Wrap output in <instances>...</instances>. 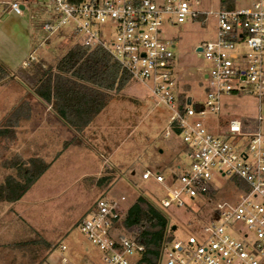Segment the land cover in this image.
I'll return each instance as SVG.
<instances>
[{
	"label": "built area",
	"instance_id": "2783aa9c",
	"mask_svg": "<svg viewBox=\"0 0 264 264\" xmlns=\"http://www.w3.org/2000/svg\"><path fill=\"white\" fill-rule=\"evenodd\" d=\"M34 2L48 16L41 25L47 38L63 34L78 37L77 44L88 50L102 49L173 113L166 136L179 129L189 163L169 174L145 170L142 179L166 190L157 203L165 212L187 207L188 201L212 210L197 233L165 241L158 264H264V134L260 127L248 132L240 120L222 117L224 96L264 95V0L217 12L198 11V0ZM27 10L18 1L0 0V22ZM210 16L216 19L214 38L197 51L210 65L206 97L186 95L181 105L175 46L164 38V27ZM31 61L37 59L30 57L25 67ZM126 211L125 196L101 198L82 221L80 229L103 264H143L147 257L144 245L121 226Z\"/></svg>",
	"mask_w": 264,
	"mask_h": 264
},
{
	"label": "rangeland",
	"instance_id": "374dc122",
	"mask_svg": "<svg viewBox=\"0 0 264 264\" xmlns=\"http://www.w3.org/2000/svg\"><path fill=\"white\" fill-rule=\"evenodd\" d=\"M7 1L23 3L28 10L20 16L9 14L0 22V63L9 72L0 83V125L26 95H30L31 100L35 98L30 94L26 76L25 65L29 58L35 57L45 65L54 64L79 41L78 37L63 34L47 38L41 25L48 16L34 0ZM198 1V11L217 12L224 10L227 1H233L237 8L252 0ZM215 24V17L210 16L205 21L188 20L164 27V38L175 46V78L193 100L203 101L206 97L205 75L209 73L210 65L197 48L214 38ZM31 106L33 114L30 119L19 122L15 138L0 140L1 182L7 176H16V170L8 168L15 162L32 158L51 162L63 151L64 140L70 138L65 130L59 132L55 120L44 117L40 102L32 100ZM222 106L225 121L237 119L248 127V132L260 127L264 134V95L260 98L248 91L227 95L222 98ZM172 116L171 110L157 102L148 87L132 80L99 116L97 125L103 132L90 150L69 148L13 205L14 210H7L8 203L0 204V228H9L4 231L2 240L16 243L47 241L55 246L49 252L51 262L55 263L59 261L62 244L68 246L64 253L66 257L70 256L71 247L77 245L88 248L89 255H96L95 247L80 227L98 200L125 196L128 209L142 194L159 204L166 190L153 179L143 180V172L156 171L163 166L161 172L169 174L174 167L189 163L180 136H166L170 132ZM260 116L263 121L259 124ZM225 121L221 120L224 126ZM104 176L111 178L106 184L99 181ZM210 210L212 207L202 206L200 201H188L184 208L167 209L170 225L176 226L171 235L186 240L192 229L199 225L198 218L205 219ZM133 232L129 233L132 237Z\"/></svg>",
	"mask_w": 264,
	"mask_h": 264
},
{
	"label": "trees",
	"instance_id": "16d2710c",
	"mask_svg": "<svg viewBox=\"0 0 264 264\" xmlns=\"http://www.w3.org/2000/svg\"><path fill=\"white\" fill-rule=\"evenodd\" d=\"M224 3V10L235 8L233 1ZM9 76V72L0 63V83ZM27 79L30 94L39 101L51 106L57 116L75 133V138L65 143L82 145L83 132L107 108L115 96L126 89L132 77L102 49L88 50L79 44L74 45L54 64L45 65L37 61L29 62ZM185 94H179L181 105ZM30 95H26L7 114L0 125V140L14 139L16 128L21 120L29 116L31 108ZM178 135L179 129L174 128ZM51 164L40 158L26 162H15L10 167L16 170V176H7L0 181V203H18L36 182L49 170ZM110 177L99 179L108 183ZM199 225L190 234L197 233L205 219H199ZM121 226L128 233L133 232L137 242L144 245L147 257L143 264H158L165 241L175 239L173 226L168 214L158 205L140 194L128 207L121 221Z\"/></svg>",
	"mask_w": 264,
	"mask_h": 264
},
{
	"label": "crops",
	"instance_id": "0c3cea01",
	"mask_svg": "<svg viewBox=\"0 0 264 264\" xmlns=\"http://www.w3.org/2000/svg\"><path fill=\"white\" fill-rule=\"evenodd\" d=\"M26 69H27V67H26ZM182 86H183V84L180 85L181 91L185 94V96L186 95L188 96L189 92L183 91ZM115 98H116V96H115ZM32 100L34 102H40L41 106L44 107V108L42 107L44 109V117L46 115L47 118L55 120L57 122L59 132L61 129L65 130L66 134H68L70 137L68 139V141H67V139L64 140V143L62 145L63 151L58 152L57 155L55 156V158L51 160V162H47V163H50L51 166L61 157V155L65 151H67L71 147L86 148V149L90 150L92 148V144L96 141L97 136L103 132L101 127L99 125H97V120H98L99 116L101 114H103V112H105L106 108L103 112H101V114L96 118V120L89 127H87L85 129V131L83 132V134L81 136V138L83 140L82 145H79V146L70 145L69 147L65 148L64 147L65 143L72 141L76 136L75 133L72 130H70L66 126V124L57 116V114L52 110L51 106L46 105L45 103L39 101V99L37 97L33 98ZM32 114H33V110H32V106H31L29 116L25 120L30 119ZM15 130L16 131L18 130V126ZM108 150L112 151V149H110V148ZM51 166H50V168H51ZM162 169H163V166H159L156 171L161 172ZM0 204H2V203H0ZM13 205L14 204H8V206L6 205L7 210H9V212L14 210ZM10 206H12V207H10ZM91 209L89 210V212L91 211ZM8 229H9L8 227H5L3 229H2V227L0 228V264H63V262H62L63 258H67L73 264H98L99 262H102L101 261V254L97 250V248H95V252H96L95 254L96 255H89L90 251L88 248H86V247L79 248L78 245L75 246L74 248L71 247V254L69 257H66L64 255V253L66 251H68V248L66 251L63 252L60 249L61 246H59V249L61 252V255L59 256V261L57 263L51 262V260L49 258V252L52 248L55 247L54 245H52L51 243H49L47 241H45V242L44 241H41V242L40 241H38V242L34 241V242L16 243V242H10L6 239L2 240L4 231L7 232Z\"/></svg>",
	"mask_w": 264,
	"mask_h": 264
},
{
	"label": "water",
	"instance_id": "95a60500",
	"mask_svg": "<svg viewBox=\"0 0 264 264\" xmlns=\"http://www.w3.org/2000/svg\"><path fill=\"white\" fill-rule=\"evenodd\" d=\"M201 50H202L201 48L197 49L198 52H201ZM175 229H176V226L173 227V230H175Z\"/></svg>",
	"mask_w": 264,
	"mask_h": 264
}]
</instances>
